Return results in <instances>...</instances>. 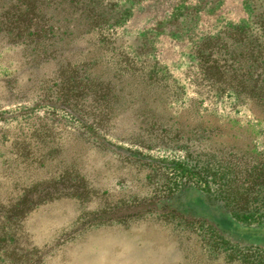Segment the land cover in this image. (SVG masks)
Here are the masks:
<instances>
[{
    "label": "rangeland",
    "instance_id": "obj_1",
    "mask_svg": "<svg viewBox=\"0 0 264 264\" xmlns=\"http://www.w3.org/2000/svg\"><path fill=\"white\" fill-rule=\"evenodd\" d=\"M259 44L264 0H0V264H264Z\"/></svg>",
    "mask_w": 264,
    "mask_h": 264
},
{
    "label": "trees",
    "instance_id": "obj_2",
    "mask_svg": "<svg viewBox=\"0 0 264 264\" xmlns=\"http://www.w3.org/2000/svg\"><path fill=\"white\" fill-rule=\"evenodd\" d=\"M245 39H248V38H245ZM260 45L263 46L262 44H259V46ZM203 50H205V49H203ZM261 51L264 53V50H261ZM259 52H260V50H259ZM206 53H207V51L205 50L204 54H202L203 57H202V60H201V62L203 64V69H204L205 75L207 77H212L214 75L218 76L219 73L222 75V73H224L223 71L221 72V70H220V66H222V65H220L218 61H213V62H212V60L210 61V56L211 55L210 56L206 55ZM251 55L254 56L253 53ZM251 91L253 93L257 94V96H259L260 98H264V86H259L258 91H253V90H251ZM207 188H208L207 186H202V188H201L198 184L188 183V185L186 186L185 189L187 191L186 193H187L188 199L192 200L191 198H193V196H196V195H198L197 197H199V198H203L202 196L204 194V189L207 190ZM263 217H264L263 214H262V216L261 215L259 216V218H261V219ZM241 218H239L238 214H235V216L233 217V219H236L235 222H237V223H239L238 220L241 219ZM248 218H249V216H245V218L243 217V221L245 219L246 221L249 222ZM257 231H259V232H257V234L264 235V227L263 226L259 227V229H257Z\"/></svg>",
    "mask_w": 264,
    "mask_h": 264
}]
</instances>
